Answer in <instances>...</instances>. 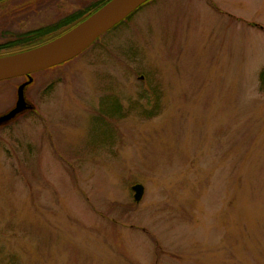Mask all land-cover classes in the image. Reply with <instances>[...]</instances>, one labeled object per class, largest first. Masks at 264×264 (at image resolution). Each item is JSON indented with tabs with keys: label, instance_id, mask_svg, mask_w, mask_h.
<instances>
[{
	"label": "rangeland",
	"instance_id": "374dc122",
	"mask_svg": "<svg viewBox=\"0 0 264 264\" xmlns=\"http://www.w3.org/2000/svg\"><path fill=\"white\" fill-rule=\"evenodd\" d=\"M263 69L264 0H153L37 72L0 126V264H264Z\"/></svg>",
	"mask_w": 264,
	"mask_h": 264
},
{
	"label": "water",
	"instance_id": "95a60500",
	"mask_svg": "<svg viewBox=\"0 0 264 264\" xmlns=\"http://www.w3.org/2000/svg\"><path fill=\"white\" fill-rule=\"evenodd\" d=\"M149 0H109L83 21L71 27L56 38L15 52L0 55V81L26 76L28 80L18 87V99L13 108L0 116V126L15 121L26 111L33 109L24 93L33 83V74L70 61L89 48L101 35L122 22ZM134 198L140 202L145 188L142 184L133 186Z\"/></svg>",
	"mask_w": 264,
	"mask_h": 264
},
{
	"label": "flooded vegetation",
	"instance_id": "af4514ba",
	"mask_svg": "<svg viewBox=\"0 0 264 264\" xmlns=\"http://www.w3.org/2000/svg\"><path fill=\"white\" fill-rule=\"evenodd\" d=\"M97 1L100 0H74L73 3H70L72 0H0V13L8 16L9 19L13 18L17 27L16 29H13V25H2V28L0 29V44L2 45L7 44L8 42L16 41L22 34H29L31 31L42 29L55 22L61 21L62 19H65L78 11L87 12ZM66 4L71 5L70 7H67ZM53 10H55V17L49 19L44 24L33 28H19V25L23 27V24H26L41 13H46L49 16L50 12ZM16 78L23 79L24 81L28 80V77L26 76H20ZM101 101L103 102L105 100L101 99ZM13 107L7 106L3 112H6ZM25 116L26 113L19 116L15 121H13V123H16L20 118Z\"/></svg>",
	"mask_w": 264,
	"mask_h": 264
},
{
	"label": "trees",
	"instance_id": "16d2710c",
	"mask_svg": "<svg viewBox=\"0 0 264 264\" xmlns=\"http://www.w3.org/2000/svg\"><path fill=\"white\" fill-rule=\"evenodd\" d=\"M108 1L109 0L97 1L96 3L93 4L92 7H90V9L87 12L78 11V12L74 13L73 15H71L65 19H62L61 21L55 22V23L48 25L42 29L31 31V32H29V34L28 33L22 34V35H20V38L16 41L8 42L7 44H2V45L0 44V55L5 54V53H9V52H15V51L35 47L37 45H40V44H43V43H46V42L52 40V39L56 38L57 36L61 35L62 33H64L65 31H67L68 29H70L71 27L75 26L79 22L83 21L90 14L97 11L100 7H102L104 4H106ZM151 3L147 2L144 5H149ZM143 6L138 8L135 12H133L130 16H128L122 22H127L128 20L129 21L132 20V18H134L135 14ZM120 24H117L113 28H116ZM11 79H14V78H11ZM11 79H8V80H11ZM260 80L264 86V69L262 70V72L260 74ZM51 87H52V84L44 92L47 91L49 93L50 89H52ZM102 104H103V102H102ZM111 106H112V109H116L119 111L121 109L122 105L120 104V101H118V99H116V100H114V102H112ZM159 110H160V106L154 105L153 111L151 110L150 112H148L147 114H144V115L145 116L147 115L148 117H150L151 115H155V114L159 113L158 112ZM122 116H123V114H122Z\"/></svg>",
	"mask_w": 264,
	"mask_h": 264
}]
</instances>
